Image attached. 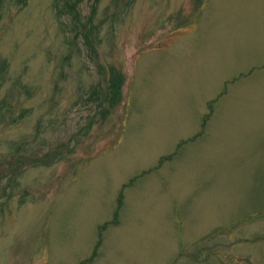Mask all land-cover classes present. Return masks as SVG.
Instances as JSON below:
<instances>
[{"label": "rangeland", "instance_id": "rangeland-1", "mask_svg": "<svg viewBox=\"0 0 264 264\" xmlns=\"http://www.w3.org/2000/svg\"><path fill=\"white\" fill-rule=\"evenodd\" d=\"M116 1L0 19V264H264V0Z\"/></svg>", "mask_w": 264, "mask_h": 264}, {"label": "trees", "instance_id": "trees-1", "mask_svg": "<svg viewBox=\"0 0 264 264\" xmlns=\"http://www.w3.org/2000/svg\"><path fill=\"white\" fill-rule=\"evenodd\" d=\"M53 8L56 10V14L58 17L61 16H67L71 19L72 25H70L71 30H82L84 31V37L87 39L86 42L90 45L91 40L88 35V33H92L94 29H97V26L93 24L92 18L97 13V3L99 0H94V4L91 7V14L87 17V21H84V17L82 14V10L80 7V4L82 0H53ZM117 0L116 2H118ZM133 0H127L124 4L126 8L132 4ZM27 4V0H0V19L3 17V15L6 13V11L12 7H24ZM122 7L120 8L119 12H122ZM92 46V45H91ZM93 48V46H92ZM7 72V63L5 59L0 60V85H2L5 82V74ZM108 82V86L104 91L101 92H118L119 87L121 85V81L123 80V75L121 73L115 74L114 76H109V78L106 79ZM9 101L6 98H3L0 102V114L3 115V108H10L11 105L9 104ZM21 141H11L10 151L8 153H19V157L16 159L10 160V164L13 167L12 171L14 172V176L12 179H14L15 173L19 172L20 167L25 165V163L30 162L35 157V153H33V150H29L22 148ZM12 174V173H11ZM93 256V255H92ZM88 260L83 261L81 264H89V261H92V257L87 258Z\"/></svg>", "mask_w": 264, "mask_h": 264}]
</instances>
